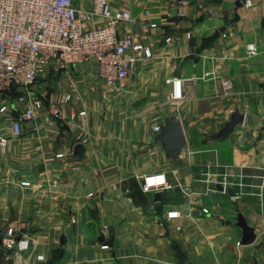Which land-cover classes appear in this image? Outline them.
Here are the masks:
<instances>
[{"label": "crops", "instance_id": "crops-1", "mask_svg": "<svg viewBox=\"0 0 264 264\" xmlns=\"http://www.w3.org/2000/svg\"><path fill=\"white\" fill-rule=\"evenodd\" d=\"M177 1L109 0L113 9L131 13L118 24V34L131 33L152 50L148 58L136 56L119 90L98 80L94 59L46 70L30 85L42 105L34 118L23 120L20 134L12 132L22 109L18 92L0 95V106L7 104L0 110V230L16 225L31 240L26 249L9 250V258L0 244V264H180L176 250L186 264H264V227H255L252 243L236 245L241 235L230 218L231 196L212 189L207 168L196 174L182 164L193 163L189 140L219 143L210 134L238 107L244 122L236 127L239 145L225 149L230 162L264 165V0L237 8L234 0H187L183 15ZM75 2L88 8L92 0ZM144 21L158 24L144 34ZM101 22L95 16L86 25ZM167 34L172 43L164 41ZM249 42L254 53L246 49ZM175 74L189 80L183 97L171 100L165 78ZM220 76L230 78L229 92ZM65 92L80 94L78 104L63 102ZM81 108L83 115L70 116ZM167 114L180 119L187 138L178 160L167 159L153 137L152 126ZM76 142L85 146L82 155L73 152L68 162L55 156L73 151ZM208 144L196 151L212 150ZM161 170L172 187L154 200V191L143 192L140 181L142 174ZM21 179L30 185L21 186ZM213 194L216 201L208 203ZM202 205L211 212L201 211ZM172 207L180 217L162 223ZM61 233L65 246L59 245Z\"/></svg>", "mask_w": 264, "mask_h": 264}, {"label": "built area", "instance_id": "built-area-1", "mask_svg": "<svg viewBox=\"0 0 264 264\" xmlns=\"http://www.w3.org/2000/svg\"><path fill=\"white\" fill-rule=\"evenodd\" d=\"M242 3L249 5L250 0H242ZM186 5L187 0L177 1L178 15L184 14ZM95 16H100L102 22L86 25ZM130 19L129 10L113 9L109 0H92L88 8L78 7L75 0H0V95L17 91L16 101L22 104L18 117L12 121V132L20 134L23 120L34 118L36 108L42 105V99L30 91V85L46 70L57 72L72 64L94 59L97 63L98 80L107 90H119L130 73L136 56L141 54L148 58L152 54L149 44L144 43L141 38L131 33L118 34V24ZM157 24L156 21H144L142 32L147 34L149 29ZM186 35L189 37L191 33L187 31ZM221 35L225 37L226 33L223 31ZM164 41L172 43L173 36L167 34ZM246 49L249 53H254V43H247ZM207 74L208 72H204L202 76ZM186 80L189 78L168 75L165 78V83L169 85L167 97L171 100L181 99ZM219 80L223 90L229 92L230 78L220 76ZM79 100L78 93L65 92L62 96L63 102L73 105L78 104ZM6 106L7 104L3 103L0 110ZM233 110L234 108H231L230 112ZM59 112L58 109L53 110L54 115ZM85 112V108H81L70 116L83 115ZM152 130L156 133L159 124H154ZM0 150L5 151L4 138H0ZM55 156L68 162V158L73 156V151L71 148L65 149L56 152ZM205 173L208 181H220L224 186L230 185L227 180L228 169L214 172L207 168ZM217 176L219 178H216ZM19 184L28 186L30 180L21 179ZM171 187L172 183L163 170L142 174L140 189L143 192L167 190ZM212 189L217 190L214 186ZM91 193L88 192V195ZM236 193L237 196L238 192ZM200 210L211 212V209L204 205ZM180 215V209L172 207L168 208L163 216L166 220H171ZM71 221L74 222L75 218L72 217ZM0 244L6 251L5 257L9 258V250L26 249L31 240L21 234L16 225H8L0 230ZM235 244H241L240 238ZM100 247L108 248V244L101 243ZM37 257L42 256L38 254Z\"/></svg>", "mask_w": 264, "mask_h": 264}, {"label": "rangeland", "instance_id": "rangeland-1", "mask_svg": "<svg viewBox=\"0 0 264 264\" xmlns=\"http://www.w3.org/2000/svg\"><path fill=\"white\" fill-rule=\"evenodd\" d=\"M142 98V97H139ZM240 125L235 126L239 127ZM219 128H216V130ZM220 142L216 140H189L188 147L193 150V163L187 164L182 161L183 166L190 165L196 174L202 171L203 168H209L214 172H223L228 169L227 180L230 185L238 192L237 196H231L227 204L230 209V218L234 219L236 216V208L245 215L248 222L255 225L257 230L264 227V165L259 166H243L230 162V154L227 150H231L233 146H238L241 139L235 129ZM212 146V150L196 151L204 148V144ZM221 146H220V145ZM210 166H207V164ZM199 171V172H198ZM216 178H219L217 176ZM217 193V191H214ZM214 194L208 198L209 202H215Z\"/></svg>", "mask_w": 264, "mask_h": 264}, {"label": "water", "instance_id": "water-1", "mask_svg": "<svg viewBox=\"0 0 264 264\" xmlns=\"http://www.w3.org/2000/svg\"><path fill=\"white\" fill-rule=\"evenodd\" d=\"M233 2L235 8L243 4L242 0H234ZM221 30H223V28L215 30L212 36H217ZM189 57L196 60L197 54L191 53ZM243 122L244 112L241 111L238 107H235L234 110L231 112L229 118L221 122L219 124V128L213 131L210 134V137L217 140L224 139L234 130L235 126L241 125L243 124ZM153 137L155 141L160 142L165 157L171 160H178L182 153V149L187 145V138L184 133L182 123L180 119H178L175 115H165L162 121L159 123V130L154 134ZM73 152L75 154L82 155L85 152L84 144L81 142H76L73 145ZM214 187L219 191H225L230 196H236L237 194L232 186H224L220 181H216L214 183ZM165 191V189L154 191V200H160ZM161 221L164 224H168V221L164 217H162ZM234 224L240 229V241L242 244H249L255 240L257 236L255 226L248 222L245 215L238 208H236ZM99 238L102 239V236H100ZM65 244L66 235L61 233L59 236V245L65 246ZM175 254L180 264L187 263L184 255L180 251L176 250Z\"/></svg>", "mask_w": 264, "mask_h": 264}, {"label": "snow or ice", "instance_id": "snow-or-ice-1", "mask_svg": "<svg viewBox=\"0 0 264 264\" xmlns=\"http://www.w3.org/2000/svg\"><path fill=\"white\" fill-rule=\"evenodd\" d=\"M151 183V182H150Z\"/></svg>", "mask_w": 264, "mask_h": 264}]
</instances>
